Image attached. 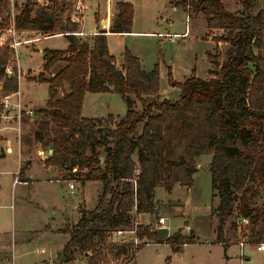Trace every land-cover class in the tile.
I'll return each instance as SVG.
<instances>
[{
  "label": "trees",
  "instance_id": "16d2710c",
  "mask_svg": "<svg viewBox=\"0 0 264 264\" xmlns=\"http://www.w3.org/2000/svg\"><path fill=\"white\" fill-rule=\"evenodd\" d=\"M67 1L25 0L13 19L15 31L63 34L68 44L65 50L44 49L43 71L32 78L48 86L33 134L42 148L52 145L45 165L68 174L64 181L75 175L82 186L101 185L95 208L83 210L76 224L59 230L69 237L60 264L81 259L111 264L125 256L127 247L109 243L108 233L130 229L135 215H155L157 188L167 193L175 185L191 188L204 156L210 157L212 199L218 200L211 209L216 242H223L226 220L234 212L249 220V241H264V5L237 0L242 7L237 15L220 0H170L187 14H202L208 31L223 30L226 36L217 42L228 47L222 62L216 54H206L213 69L205 80L196 77L195 69L183 83L169 73L179 90V98L169 100L160 96L158 63L144 71L140 59L125 49L118 68L107 32L85 39L75 35L80 24L65 17ZM6 8V0H0V31L11 26ZM115 10L109 32L131 33L133 5L119 2ZM11 56L7 45L0 46L2 95L19 90L16 68L6 72ZM58 64L63 66L50 74ZM86 93L120 95L125 115L83 118ZM136 235L160 243L149 226H139ZM163 244L180 253L195 243L193 235L179 230Z\"/></svg>",
  "mask_w": 264,
  "mask_h": 264
},
{
  "label": "rangeland",
  "instance_id": "374dc122",
  "mask_svg": "<svg viewBox=\"0 0 264 264\" xmlns=\"http://www.w3.org/2000/svg\"><path fill=\"white\" fill-rule=\"evenodd\" d=\"M116 1H130L133 3L132 31L153 33L154 35L110 36L107 39L110 53L115 57L117 63H122V53L125 49L139 57L146 69H151L154 64L158 63L159 91L165 98L169 100H177L179 98V90L172 86L169 73L174 82L183 83L192 70L195 69L196 77L205 80L208 77V70L213 69V66L206 59V53L209 51L212 54H216L217 60L222 62L223 54L228 44L224 42L218 43L217 39L225 38L226 33L223 30L206 31V22L202 14H195L192 10H189L190 14H187L179 7L173 10L168 0H85L86 10L83 18H79L80 22H83V31L86 34L94 32L96 27L95 14L97 12H99L100 19L102 18L104 22L109 21ZM220 1L229 12L237 15L242 13V7L237 0ZM6 2V10L10 13L11 26L6 30H1L0 37L3 34L5 35V41L3 42L7 46L21 43L16 46V49H11L12 56L9 66H11V72L13 70L12 67L16 68V77L17 73L21 75L18 91L21 94L23 103H26L32 112L33 109H36L37 113V110L44 108L46 105L48 86L45 83H34L32 80L33 77H37L43 71L42 57L34 48L64 50L67 46V40L63 37V34L35 33L33 35V32L21 33L15 31L13 19L25 0H6ZM259 2L264 5V0H259ZM71 4L72 0L66 2L65 17L70 14ZM187 17H190V24ZM185 31H187V34L181 38L180 35ZM43 35L48 36V39L42 38ZM56 35H61L62 37H55ZM208 38L213 41V49L212 44L207 41ZM37 39L42 40L38 41ZM62 66V64H58L51 72H56ZM117 66L120 68V65L117 64ZM83 105V113L87 118H106L108 114L115 117H123L126 113L125 103L121 96L116 93H86ZM139 109L140 106L138 105L137 110ZM39 120L40 116L38 115L35 117L34 122L33 116L28 117L26 125L22 128L20 138V155L28 158L30 162L33 159L37 160L36 166H33V168L35 167L34 169H37L38 166L41 168V164L49 156L48 149L42 148L33 141V131ZM4 134L7 140L12 143L13 153H6L4 157H0V251L6 245L8 246V252L13 253V257L9 254L6 259H9L10 256L12 259L5 263L0 260L1 264H35L39 263L40 260H47L49 257H51L49 261L41 264H60V256L57 257L56 254L62 251L68 236L59 233V230L55 231L54 228L53 231H50L45 226L49 224L50 218L54 219V223L56 220L57 224L66 221V218L69 223L74 222L78 216V211L76 210L78 205H80L79 208L81 209H94L101 185L98 182H90L82 188L81 184L78 183V177L72 175L73 179L71 181L75 184L76 189L71 194L68 189V182L70 181H67V183L49 182V179H47V181L40 182L37 185L36 191L39 194H36L37 197H35L41 200L40 206L43 207L38 209L33 206V202L29 203L30 198H32L30 188L26 186L15 187L13 185V180L17 177L19 170V153L17 152V142L15 143L14 141V134ZM0 142V145H2V142H6V140H0ZM4 149L2 150L3 153ZM209 161V156H204L199 160L198 169L202 171L196 177L194 187L191 188L189 197L191 206L198 204L202 207V205L210 203V173L208 169L201 167L202 165H207ZM75 171L76 169L73 170V173ZM36 174L38 175V172ZM61 174L62 178L68 176L65 172ZM261 194L264 195V188L261 189ZM155 196L156 199L160 200L158 201L159 207L161 203L164 204L163 202H167L169 199L183 200L186 196V191L177 187L171 195H168L162 188H157ZM65 202L69 204V207L67 213L63 215L59 209H62L63 206L66 207ZM214 203V207L217 206L218 200L216 199ZM51 205L57 207L56 210ZM237 219V213L234 212L226 220V226L232 230L230 239L217 243L214 241L209 228L201 229L199 235L195 238V244L183 247L180 253H173L169 246L152 245L155 243L143 238L142 241L148 243L149 246H141L140 250L137 251L135 262L132 261L130 264H239L238 247L233 244L237 241ZM152 222L151 225L154 224V220ZM167 223L168 230L173 232L172 234H174L178 226L182 225L180 220H173ZM180 230L183 236L192 235L189 231L190 228L186 229L183 227ZM245 252L248 253L247 250ZM169 257L170 260L167 261ZM255 258L257 257L251 255V264H264L261 258ZM76 261L78 262L79 260ZM76 261L73 263H76Z\"/></svg>",
  "mask_w": 264,
  "mask_h": 264
},
{
  "label": "crops",
  "instance_id": "0c3cea01",
  "mask_svg": "<svg viewBox=\"0 0 264 264\" xmlns=\"http://www.w3.org/2000/svg\"><path fill=\"white\" fill-rule=\"evenodd\" d=\"M119 2H126V3H130V4L133 5V3L130 2V1H116L114 3V5H113V11L111 13V17H110L109 21L104 22L102 20V18L100 19L99 15H98L99 12H97L95 14L96 27L94 29V32L92 34H86L83 31V28H82L83 27V22L79 26V30L78 31L86 34V36H93V35L98 34L100 31H105V32H107L106 33L107 39L110 36H114V35H116V36H128V35H138V34L154 35L153 33L134 32L132 30H131V33H125V34H116V33L109 32L110 29H111V27H112L113 18H114L115 13H116L115 7H116V4L119 3ZM168 3L171 4V1L168 0ZM172 7H173V10L176 9V7L174 5H172ZM133 8H134V6H133ZM71 12H72V8H71L70 14L68 16L70 18H71V15H72ZM188 20H189L188 22L190 24V17L188 18ZM205 29H206V25H205ZM206 31H208V30L206 29ZM21 33H30V32H21ZM35 33L36 32H33V35H35ZM38 34H41V33H38ZM186 34H187V31H185L183 34H181L180 37L183 38L184 35H186ZM177 36H179V35H177ZM55 37H62V36L57 35ZM207 41H209L212 44V49H213V41L211 40V38H208ZM67 46H68V44H67ZM67 46H66V48H67ZM44 49H46V48H39V49L37 47L34 48V50H36L38 53H40L41 57L43 56V50ZM122 55H123V53H122ZM135 57H137V56H135ZM137 58H139V57H137ZM206 59H207V57H206ZM207 61H208V59H207ZM116 64H118V65L121 66L122 63H117V61H116ZM209 64H210V62H209ZM42 65H43V63H42ZM141 67H142V69L144 71H149V70L152 69V68L151 69H146L145 66L143 65L142 61H141ZM191 73H190L189 77L191 76ZM50 74H52V72ZM60 96H61V94H60ZM160 96L162 98H165L161 93H160ZM24 104L26 106H28L26 103H24ZM83 109H84V105L82 106L81 116L83 118H87V117L84 116ZM39 110H41V109H39ZM39 110H37V111H39ZM36 116H37L36 109H33V122H34V119H35ZM96 118H104V117H90L89 119H96ZM25 125H26V122H25L24 126ZM36 127H37V125H36ZM35 130H36V128H35ZM35 130L33 131V134H34ZM33 141L35 142V144L41 146L39 143H37L34 140V138H33ZM11 144L12 143H10V142H9V144L8 143L6 144V142H2V145H0V157H4L5 156L6 153L5 152L4 153L2 152V150L5 147H7V154H12L13 153V148L11 147ZM17 152L19 153V156H18L19 170H18L17 177L13 180V185H15V187H17V186H21V187L26 186V187L30 188V191L32 193V198H30L29 203H32L33 202V206H36L38 209H41V208H43V207L40 206V204H41L40 201L41 200H39V199L36 198L37 197L36 194H39L36 191L37 190V185L40 182L47 181V179H49V182L54 181V182L67 183V181H64V178H62V176H61L62 175L61 173L64 172V171H60L57 168H54V167H50V166L45 165V161H44V163L41 164L42 165L41 168L38 166L37 169H34L35 167L33 168V166H36L35 163H37V160H34L33 159V161L31 160V162H30V160L28 158H25L22 155H20V150H18V146H17ZM48 153H49V148H48ZM49 156H50V154H49ZM48 157H46V159ZM208 164H209V162L207 163V165H202L201 167H203L205 169H208ZM35 171L38 172V175L36 174ZM201 171L202 170H199L198 169L197 173L194 175V180H193V186L192 187H194L195 179H196V177L199 175V173ZM88 183H90V182H86L83 186L81 185V187L84 188L86 186V184H88ZM210 183H211V181H210ZM177 187L180 188V189H183L184 191H186V196H185L186 199L185 198L183 200L182 199L181 200L180 199H169L167 202L161 201L164 204L161 203V205L159 206V210L155 213V215H138L137 221L139 222V224L142 225V226H150L151 223H153L152 220H155L156 216L165 218L166 219V221H165L166 228L160 230L159 232H157L158 233V241L160 242L159 244H161V245H165L163 243L173 233L170 230H168L169 227H168V223H167V222H169V221L171 222L173 220H175V221L176 220H180V222L182 223V225H180V226L177 227V230L183 229V227H185L186 229L187 228L188 229L190 228V230H189L190 231V234H192V235L195 236L194 237V241H195V238L197 237V235H199V231L201 229H207V228H209V231H210L212 237L214 238V241H216V227H217V222L213 218V216L211 215V209H212V206H214V204H215L214 201L216 199L214 201L212 199V190H211V196H210V203L208 205H204V206L202 205V207H201L198 204L197 205L194 204L193 206H191L189 204V202H190L189 197L191 195V188L192 187L191 188H185V187H180L179 185H175L174 188L172 189V191L170 193H167V192H165V193H167L168 195H171L173 193V191H175V189ZM68 189H69V187H68ZM75 189L76 188H74L73 190L69 189L70 190V193L72 194L75 191ZM100 192H101V186H100V191L98 192V195L100 194ZM262 197L264 199V195H262ZM44 200H45V198H44ZM155 201L158 202L160 200L156 199V196H155ZM46 204H49V203H46ZM65 204H66V207L63 206L62 209H59V211L62 212L63 215L67 213V209L69 207V204L67 202H65ZM51 206H52V208H54L56 210L57 207H55L54 205H51ZM79 206L80 205H78L77 208H76V210L78 211V216H77V218H76V220L74 222L69 223L68 219L66 218L65 219L66 221H63L62 223L57 224V221L56 220H55V223H54V219L53 218H50L49 219V224L46 225L45 227L48 230H50V231H53L54 229H55V231H57V230L62 229L66 224H72V225L76 224L79 221V219L81 218V214H82L83 210H86V209L79 208ZM143 222H145V223H143ZM231 231L232 230H230L228 228V226L225 227V230H224V240L230 239V236H232L231 235V233H232ZM68 239H69V237H68ZM68 239H67V241H68ZM67 241H66V243H67ZM64 245H63V247H64ZM152 245H155L156 246L157 244H152ZM165 246H167V245H165ZM186 246H188V245H185L184 247H186ZM6 247H7V250H6ZM63 247H62V249H63ZM41 252H43V251H41ZM58 253H61V251L60 252H57V254H56L57 257H59L58 256ZM9 254H11V253L8 252V246L5 245L4 247H2V250L0 251V260L3 261L4 263L7 262V261H9L10 259H12V257H13L12 254L13 253L11 254L12 257L10 256L9 259L8 258L6 259V256L9 257ZM247 255H248V264H251L250 263L251 262V255L257 257L255 259L261 258L263 260V262H264V254H258V253H254V252H250L249 251L247 253ZM50 259H51V257H49L47 260L46 259L40 260L39 263H35V264H41V263H43L45 261H49ZM169 260H170V257L167 258V261H169ZM262 260H260V261H262ZM1 261H0V263H2ZM239 264H240V259H239Z\"/></svg>",
  "mask_w": 264,
  "mask_h": 264
},
{
  "label": "built area",
  "instance_id": "2783aa9c",
  "mask_svg": "<svg viewBox=\"0 0 264 264\" xmlns=\"http://www.w3.org/2000/svg\"><path fill=\"white\" fill-rule=\"evenodd\" d=\"M103 1V0H98ZM86 10L85 0H72V16L71 20L80 24V19L83 18L84 12ZM80 18V19H79ZM79 19V20H78ZM78 37H85L86 34L82 32L75 33ZM43 35L42 38L46 39L48 36ZM57 36V35H56ZM61 36V35H60ZM36 40V39H35ZM41 41L42 39H37ZM5 35L0 37V46H6ZM34 41V40H33ZM21 43L10 44L8 47L10 49H16V46ZM11 66H7L6 72L11 74ZM18 83L21 81L20 73H17ZM33 116V112L30 107L26 106L23 101L20 92L12 93L9 95H2L0 93V140H6V144H9L4 133H13L14 141L20 150V138L22 133V128L28 117ZM4 152L7 153V147L4 149ZM69 189L73 190L75 184L70 181L68 182ZM137 215L134 217L132 227L130 229H120L108 233V242L117 246L127 247V252L125 256H121L118 260L112 261L111 264H130L132 261L135 262L137 250L143 245H149L146 242H143L142 239H139L136 235V230L139 226H142L137 221ZM166 219L163 217L156 216L154 224L150 227L152 231H160L165 229ZM236 233L237 241L235 244L238 247V258L240 259V264H248V255L245 252H254L258 254H264V241L261 242H251L248 239L249 236V220L247 218H239L236 221ZM223 245V244H222ZM1 264V263H0ZM70 264H86L85 259H81L76 263Z\"/></svg>",
  "mask_w": 264,
  "mask_h": 264
},
{
  "label": "water",
  "instance_id": "95a60500",
  "mask_svg": "<svg viewBox=\"0 0 264 264\" xmlns=\"http://www.w3.org/2000/svg\"><path fill=\"white\" fill-rule=\"evenodd\" d=\"M49 154H52V145L49 146ZM103 161V159L101 158V162ZM58 256H60V253H58Z\"/></svg>",
  "mask_w": 264,
  "mask_h": 264
}]
</instances>
